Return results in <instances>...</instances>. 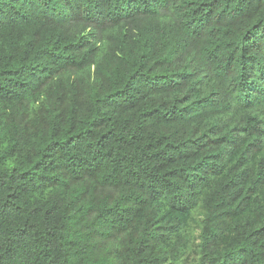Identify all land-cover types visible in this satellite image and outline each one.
<instances>
[{"label":"trees","instance_id":"1","mask_svg":"<svg viewBox=\"0 0 264 264\" xmlns=\"http://www.w3.org/2000/svg\"><path fill=\"white\" fill-rule=\"evenodd\" d=\"M0 264H264V0H0Z\"/></svg>","mask_w":264,"mask_h":264}]
</instances>
